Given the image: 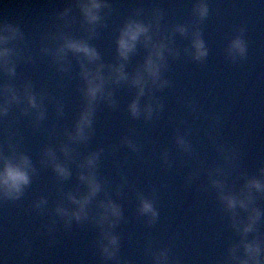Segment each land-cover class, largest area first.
Returning <instances> with one entry per match:
<instances>
[{"label": "clouds", "instance_id": "1", "mask_svg": "<svg viewBox=\"0 0 264 264\" xmlns=\"http://www.w3.org/2000/svg\"><path fill=\"white\" fill-rule=\"evenodd\" d=\"M78 7L85 24L93 26L98 25L101 20V11L108 7L106 0H78ZM193 14L198 21H204L209 16V5L207 0H196L193 7ZM67 15V11L61 14V18ZM159 14H157L158 19ZM152 30L151 23H145L138 19H129L120 30L116 40V52L120 63L117 66L109 68L108 75H105L104 65L99 64L100 55L94 47L82 40H73L65 38L64 43L58 49V54L63 55L66 52H72L82 57L81 65L82 79L84 80L83 95L85 104L79 114L75 124V132L70 139L79 142H85L88 139L93 124L95 104L106 98L111 103V93L106 92V87L110 83L119 84L121 82H130L131 86L137 89L136 98L128 105L129 114L133 118H138L142 114L146 118H151L153 108L146 106L143 111L140 106V97L145 95L146 89L150 92L153 86L164 87L167 81L161 79V69L164 64L165 45L163 42L152 43L150 35ZM175 31L181 35L186 34L187 28L183 25H177ZM10 34V35H9ZM20 35L18 28L11 25H0V64L7 62L10 50L5 46L10 39ZM143 43L145 46L151 44V51L146 57L143 65L138 69L136 75L129 81L128 74L124 71L125 62L129 56L137 49V44ZM191 47L193 49V59L202 61L208 55V50L199 32L192 35ZM228 52L232 59L243 58L247 53V45L241 36H237L230 42ZM9 74H14V68L8 69ZM29 106L35 108L36 101L32 96H28ZM8 108L0 105V116L6 115ZM49 158L54 159L51 150L46 152ZM98 159V154H90L82 165L86 170L94 169ZM31 161L26 155L14 156L8 158L0 154V198L10 201L19 200L25 189L31 183ZM56 174L66 179L70 172L67 167L56 163L54 165ZM81 180L87 184L88 193L80 199L72 197V202L77 205L75 211L70 214L64 209L58 208L59 215H67L70 220L80 222L87 218L86 207L90 200L101 190L100 183L95 176L88 172L82 175ZM256 194H264V180L251 177L246 180L243 189L239 195H222L226 210L233 217L237 215V210L247 212L248 215L238 224L234 225L235 230L240 234L241 240L239 247L242 250V258L237 260V264H264V242L259 238L248 239L249 234L255 233L261 221L262 213L259 209L251 207ZM43 204V201H41ZM40 205H37L39 207ZM139 211L143 215H150L155 220L156 212L151 201L141 199ZM122 217L120 207L107 201L101 203L98 217V224L101 228L102 242L100 250L105 261H111L116 258L119 250V237L105 230L112 228Z\"/></svg>", "mask_w": 264, "mask_h": 264}, {"label": "bare ground", "instance_id": "2", "mask_svg": "<svg viewBox=\"0 0 264 264\" xmlns=\"http://www.w3.org/2000/svg\"><path fill=\"white\" fill-rule=\"evenodd\" d=\"M216 1L218 2V1H220V0H216ZM17 5H19V3H17ZM220 5L223 6L224 8H227V7H228V3H226V1L221 2ZM170 6H171V3H170L169 1H167V0H165V1H164V8H165V10H166L167 13H168L167 9H168ZM14 15H16V13H14ZM11 44H12V43H11ZM182 51H183V45H182V44L179 45V46H177V47H175V48H172V49L170 50V52H169V55L166 57V59L169 60L170 57H171L173 54H178V53H181ZM7 87H9V88L11 87V88H12L13 86H12L10 83H5V84L1 85V86H0V91H1V93L4 92V91H7V90H8ZM40 99H41V100H39V103L41 104L42 101L44 102V97H40ZM47 107H48V106H47L46 104H44V108H45V109L42 110L41 112H42L45 116H50V109L47 108ZM28 108H29V107L27 106V107H26V110H27ZM35 117H36V115H35L34 113L28 115L26 118H24V122H25V124L28 126V125H29V122H30L31 120L35 119ZM132 123H133V122H132ZM133 124H134V123H133ZM17 126H18V125H17ZM20 128H22L24 131L27 130V128H24V127H20ZM60 135H61L60 132L55 131L51 136H52L53 139L57 140V139H59ZM41 145H43V146H49V145H50V141H49L48 139H44V140H42ZM39 148H40V144H39L38 147H36V146L33 145V152H30V155L33 154L32 156L35 157L36 154H35L34 152H35L36 149H39ZM114 149L117 150V147H114ZM80 163L85 164V161H84V160H80ZM36 166H37L38 169H39V168H40V169L43 168V165H42V164H37ZM47 168L50 169L51 171L55 172V171H54V166H53V165L48 164V167H47ZM23 197H26V195H24ZM19 201H20V199L17 200L16 202H19ZM28 206H30V205L28 204Z\"/></svg>", "mask_w": 264, "mask_h": 264}, {"label": "water", "instance_id": "3", "mask_svg": "<svg viewBox=\"0 0 264 264\" xmlns=\"http://www.w3.org/2000/svg\"><path fill=\"white\" fill-rule=\"evenodd\" d=\"M207 2H208V4H209V2H210V0H207ZM165 49L168 51V52H170V50H171V46L170 45H168V44H166V47H165ZM125 148H126V145L125 144H123V143H120V152H121V154H124V150H125ZM6 236V239H8V240H10V242L13 244V243H15L16 242V240L18 239V235L17 234H14V235H5ZM20 236L21 237H24L22 234H20ZM30 239H31V241H29L28 240V243L26 244V247L24 248H20V247H17V249L19 250V252L23 255V256H25L26 258H30V257H32V255L34 254V253H36V251L34 250V249H36V250H38L37 248H36V243L34 242V241H36V242H38V243H41V240L40 239H38L36 236H34V235H30V236H28ZM34 242V244H32V245H29V243H33ZM33 250L32 252H30L29 250ZM31 260V259H30Z\"/></svg>", "mask_w": 264, "mask_h": 264}]
</instances>
